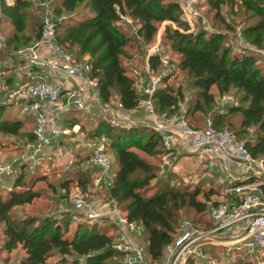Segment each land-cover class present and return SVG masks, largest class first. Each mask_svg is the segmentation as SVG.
<instances>
[{"label": "trees", "instance_id": "trees-1", "mask_svg": "<svg viewBox=\"0 0 264 264\" xmlns=\"http://www.w3.org/2000/svg\"><path fill=\"white\" fill-rule=\"evenodd\" d=\"M32 4L31 0H14L12 4L0 5V21L12 27L8 44H13L14 50L40 37L42 21L36 31L29 33L27 29V9ZM208 4L214 11V21L220 25H213L211 29H206L201 19L191 29L182 16L178 0H59L52 9L57 42L79 57L87 56L101 101L108 102L116 96L125 110H138L136 116L143 112L139 109L143 93L137 91L135 79L123 63L126 47L133 40L148 45L157 35L161 23H175V26L165 25L164 39L178 53L180 69L191 78L197 92L196 102L192 109L188 107L180 112L184 90L181 85L174 87L166 83L168 77L163 76L152 93L155 109L178 112L194 127H203L208 120L200 114L214 103L212 88L215 86L220 94L234 91L237 102L228 105L224 113L215 114L211 122L216 128L232 129L245 141L253 156L264 158V67L260 62L261 56L249 49L238 51L226 40L227 32L235 31L239 24L241 36L247 44L264 49V0H208ZM224 6H227V13L223 11ZM240 11L244 18L236 23L233 16ZM122 16L130 17L138 25L134 35L122 28L125 21ZM163 46L161 42L160 47ZM160 47L148 57L152 72L159 71L164 61V51ZM3 106L0 105V112ZM235 114L240 116V120L233 128L228 118ZM26 117L29 122L34 120L30 115ZM25 123L22 117L2 118L0 133L21 135ZM92 124L91 136L106 135L115 156L113 159L109 155L112 185L102 182L101 188L104 187L108 196L115 199L129 222L143 226L147 235L146 258L148 255L152 261H161L166 247L175 238L179 227L178 211L183 207H192L207 217V222L193 220L195 227L208 229L213 226L208 210L211 203L221 202L211 200L214 190H206L201 200L198 199L199 187L187 190L170 186L166 181L157 185L152 183L158 178L155 165L135 148L144 153L162 155L164 147L155 131L142 124L113 125L101 116ZM27 139L34 140L31 128ZM182 153L175 154L172 161L176 163ZM85 176L87 179L83 184L92 185L90 175ZM33 181L18 175L10 187L3 189L7 192L5 196L0 191V221L5 223L7 236L4 248L12 251L21 246L25 254L19 264H122L123 252L116 248L117 230L111 233L107 227L117 228L110 216L102 223L104 227L99 222L89 224L83 221L76 222V227H73L72 214L70 217H12L15 207L30 204L39 196V191L33 189ZM240 182L235 180L232 184ZM69 184L64 182L62 185L66 194ZM259 189L264 196V185ZM107 222L112 225H105ZM216 246L221 252L212 251ZM260 250L264 248L250 251L237 245H210L205 252L216 261L222 255H233L227 264H252L249 255ZM242 252L249 257L238 260ZM186 264H195L194 257H189Z\"/></svg>", "mask_w": 264, "mask_h": 264}, {"label": "built area", "instance_id": "built-area-1", "mask_svg": "<svg viewBox=\"0 0 264 264\" xmlns=\"http://www.w3.org/2000/svg\"><path fill=\"white\" fill-rule=\"evenodd\" d=\"M1 3L12 4L14 0H0ZM198 0H182L180 7L183 17L191 28L196 21L206 20L197 8ZM45 9L40 37L26 46L18 49V56L30 66L47 70L51 74L61 75L77 81L76 89H67L57 80L39 79L26 82L9 91L8 100L21 104L24 112L30 113L34 119L32 134L33 142L28 146L35 152L52 146L55 140L64 132L59 123L60 114L74 105L78 109L97 107L104 118L113 125L129 126L142 124L155 131L164 147V158L169 160L175 154L192 153L204 168L209 171L220 169L232 181L242 182L232 184L226 192L234 195L230 201L211 203L208 216L213 226L205 229L195 227L190 223L166 247L160 264H186L189 257L204 256L210 245L242 246L250 251L264 248V196L259 191L264 185V158L253 156L236 133L228 128H216L211 121L203 127H194L180 113L159 112L155 109L152 98L141 100L140 107L145 116H136V109L125 110L122 103L102 102L97 80L91 75L90 63L78 55L69 52L57 42L53 9L50 1L40 0ZM130 22L131 18L122 16ZM5 46V40L0 32V48ZM255 53L264 54V49L248 47ZM243 49L241 52H244ZM158 50L155 47L150 53ZM239 50V49H238ZM152 84L145 92L152 95L160 77L152 74ZM144 92V93H145ZM219 103L233 102V95L227 93L215 97ZM90 150V162L100 171L95 184L104 182L112 185V160L105 150L104 144L94 139L87 142ZM233 163L245 166L242 176L236 177L229 171ZM75 213L73 220L78 221L84 214L86 219H93L105 213L117 225L116 248L123 252L122 264H144L145 253L131 234L134 223L129 222L126 215L118 208L115 199L109 198L105 211L98 212L89 201L74 198ZM110 205H113L111 207Z\"/></svg>", "mask_w": 264, "mask_h": 264}, {"label": "rangeland", "instance_id": "rangeland-1", "mask_svg": "<svg viewBox=\"0 0 264 264\" xmlns=\"http://www.w3.org/2000/svg\"><path fill=\"white\" fill-rule=\"evenodd\" d=\"M32 6L27 9L28 25L27 29L29 33L36 31L37 25L43 20L45 9L39 4L40 0H31ZM50 1V7L57 4L59 0H48ZM179 3L182 0H178ZM198 11L201 16L206 20V29H211L213 25L220 26L214 21V11L210 9L208 0H198L197 3ZM240 8L236 7V10ZM238 10V11H239ZM225 13L228 12L227 6L223 7ZM183 16V14H182ZM229 17V15H228ZM235 22L239 23L244 18L242 11L239 14L233 16ZM232 19V18H231ZM166 24L175 26V23L170 21H164L159 26V31L155 36L154 40L148 44L143 45L133 40L126 47V54L123 57V63L126 66L129 75L135 79V86L137 91L144 93L146 88L152 84L151 75L154 74L160 79L165 76L168 77L166 83H171L174 87L179 85L184 90L185 98L179 104V111L184 112L188 109H192L196 102V88L191 83V78L185 71L179 67V55L176 51L170 48L169 42L164 39V29ZM138 25L131 19L130 22L124 21L122 28L127 30L134 35ZM195 28V27H194ZM191 28V29H194ZM12 27L8 24H4L0 21V32L4 37L5 46L0 48V105H4L0 112V120L2 118L16 117L17 114L23 112L21 108L16 107V103L8 100L9 91L7 92V86L5 77L8 75L9 70L16 67V59H22L18 56V49H13V44L9 43V37L11 36ZM226 40L229 41L234 48L242 51L248 47L246 40L241 36L240 25L235 31L227 32ZM163 42L164 46L161 48L160 43ZM163 49V64L159 71L152 72L148 66V57L150 52L155 48ZM22 47H19V49ZM261 56L260 62L264 67V54L257 53ZM17 57V58H16ZM87 60V57H82ZM264 70V69H263ZM215 97H218L220 93L217 92L216 87L212 88ZM233 95L234 101L228 103H219L214 100L212 107H206L204 112L201 113L204 119L211 121L215 114L218 112H225L226 107L237 102V95L234 91L228 92ZM116 94V93H115ZM117 97L111 99V103L117 101ZM141 100V99H140ZM21 115L26 123L22 128L21 135H11L0 133V191L2 196L6 195L4 188L10 187V184L18 175H23L28 181L33 179V189L39 191V196L36 197L32 203L17 206L13 209L11 215L14 218H20L24 216H58V217H70L75 213V204L73 199L83 198L91 203L96 211L102 212L108 208L109 196L107 190L101 185L96 188L95 181L99 178L100 171L94 168L90 162V150L87 145L88 141L98 140L104 144L105 150L108 151L109 155L115 159L113 151L109 148V139L106 135L99 137H92L91 132L94 127L92 124L94 120L98 119V116H103V113L99 108L80 109L74 112L68 113L62 121L60 116V122L62 127L65 129L64 132L55 140L52 146L43 148L41 151L35 152L32 150L28 143L33 142L27 139L28 133L31 128V123L26 114ZM138 116H145V113L140 112ZM190 118V117H189ZM228 120L233 123V128L239 123L240 116L238 114L229 116ZM227 120V121H228ZM145 159L151 161L156 168L158 178L153 180V184H160L162 181H166L167 184L173 187H179L182 189L192 190L199 187L201 192L198 195V199H204L206 190H214L211 194V200H220L224 198L223 194L227 186L232 185L231 179H226L225 175H219L218 173L209 171L204 168L197 160L196 156L192 153H182L181 158L175 163L172 161V157L169 160H165L164 154L152 155L144 153L135 148ZM242 170L245 171L244 164L241 166ZM230 172H234V169H229ZM85 175H90L92 179V185H84V179H87ZM242 176V175H240ZM45 177L44 180L39 178ZM95 178V180H93ZM64 182H69V194H66V190L62 187ZM82 185V186H81ZM84 185V190L83 189ZM113 207V205H110ZM120 209V207L118 206ZM121 210V209H120ZM124 213V212H123ZM179 215V227L176 230L175 237L184 229L187 223L193 224V220H199L207 222V217L204 213H198L192 207L186 206L178 211ZM107 216L102 213L101 216L86 219L85 215L82 214L80 220L85 223L92 224L94 222L101 223L100 226L104 227L102 223L106 222ZM209 218V216H208ZM73 220V219H72ZM73 221V227H76V222ZM110 222L105 223L109 225ZM112 225V224H110ZM106 227V226H105ZM109 227V232H115L116 229ZM5 223L0 221V264H19L22 255L25 251L18 246L12 251H8L4 248L6 241L5 234ZM117 232V231H116ZM131 234L136 239L138 244L142 247L144 253L147 252V241L146 232L142 225L134 223L131 228ZM233 245L231 242L227 246ZM212 251L221 252L218 246L212 247ZM148 254V252H147ZM222 255V254H221ZM252 258V264H264V250L259 252L254 251L253 255H249ZM246 256L245 252L238 255L237 259L241 260ZM146 257V256H145ZM195 264H227L233 259V255H222L219 261L212 259L209 254L205 252L204 256H197L194 258ZM144 264H160L158 261H152L147 255Z\"/></svg>", "mask_w": 264, "mask_h": 264}, {"label": "crops", "instance_id": "crops-1", "mask_svg": "<svg viewBox=\"0 0 264 264\" xmlns=\"http://www.w3.org/2000/svg\"><path fill=\"white\" fill-rule=\"evenodd\" d=\"M85 57H87V56H85ZM16 64H17L16 67L14 69H12V70H9L8 72H10V73H8V75H6V77H5L6 86H7V89H8L7 92L10 91L12 88L17 87L20 84H23V83H26V82L38 81L41 78L46 79V80H57V81H60V82L63 83V85L67 89H76L77 88V81L72 79V78H67L66 79V78H64L61 75L51 74L47 70L39 69L36 66H30L27 62L21 61L18 58L16 59ZM17 105H18L19 108H21V104H16V107H17ZM77 110H80V109L76 108L74 105H71L69 110L64 111V112H62L60 114V116L62 118V121H63V118L68 113L74 112V111H77ZM22 114H23V112L21 113V110H20V113L17 114V117H22L21 116ZM24 114H26V116L30 115L33 118L32 114H30V113L25 112ZM30 123H31V131H32V127L34 125V120L32 122H30ZM59 123L63 124V123L60 122V118H59ZM241 166L242 165H238V163H233V165H232V168L234 169V172H232V174L235 175L236 177H239V175H242L244 173V171L242 170ZM213 171L218 173L219 175H222V176L225 175L226 179H230L220 169L213 170ZM238 180H240V179H238ZM231 182H233V181L231 180ZM95 186H96V188L100 187V185H96V184H95ZM229 186H227L226 189ZM226 189H225V193L223 194L224 198L220 199L219 201H230V200H232V198H234V195L226 194L227 193ZM259 191H260V189H259Z\"/></svg>", "mask_w": 264, "mask_h": 264}, {"label": "water", "instance_id": "water-1", "mask_svg": "<svg viewBox=\"0 0 264 264\" xmlns=\"http://www.w3.org/2000/svg\"><path fill=\"white\" fill-rule=\"evenodd\" d=\"M150 98H152V95H150L148 92L143 93L140 97L141 100H148Z\"/></svg>", "mask_w": 264, "mask_h": 264}]
</instances>
